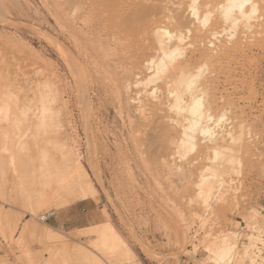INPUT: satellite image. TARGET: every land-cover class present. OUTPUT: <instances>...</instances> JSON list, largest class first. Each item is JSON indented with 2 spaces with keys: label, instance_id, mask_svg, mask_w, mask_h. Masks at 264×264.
Segmentation results:
<instances>
[{
  "label": "rangeland",
  "instance_id": "374dc122",
  "mask_svg": "<svg viewBox=\"0 0 264 264\" xmlns=\"http://www.w3.org/2000/svg\"><path fill=\"white\" fill-rule=\"evenodd\" d=\"M68 4L0 0V264H215L225 238L236 248L216 264H264V24L228 59L238 73L213 68L226 143L190 149L143 107L131 36L94 39L101 16Z\"/></svg>",
  "mask_w": 264,
  "mask_h": 264
},
{
  "label": "bare ground",
  "instance_id": "6f19581e",
  "mask_svg": "<svg viewBox=\"0 0 264 264\" xmlns=\"http://www.w3.org/2000/svg\"><path fill=\"white\" fill-rule=\"evenodd\" d=\"M66 1L69 3L67 8L69 11L68 13L73 20L75 18H81L85 15L84 13H86L87 10H92V12L97 11L98 13L95 12L97 16H101V19L99 18L101 23L95 25V27L99 25L97 28L94 27L95 33H97L95 37L97 38H90L98 39V34L100 35L102 32L103 37H110L109 31H111V33H113V31H125L131 36L129 39L134 45H138L137 48L140 51V55L136 56L132 68L130 67V70H125V72H129V76L133 78L130 79H132L134 83L140 87V91L144 93L146 99L143 102V107L149 106V109L151 108L154 114L158 116L162 113L161 115L163 116L161 117L163 118H165L164 115L168 113L169 115L166 116L168 118H165L168 120L165 124L163 123V118L161 119L160 117V119L163 120V125L170 130L171 135H169L171 138L173 137L172 141L175 142L176 145L178 144L179 147L188 146L190 149H194L200 144V141H205V138L209 134H212L211 125L214 123L213 121H215V116L213 115L214 113L212 114V111L219 105V99H216L217 96H212V93H214L218 87V85L215 87L218 79L216 76H218L220 72L218 68L222 69L227 62L228 65L232 64L229 62L231 56H235V54L238 55V53H243L244 51L246 39L244 34H246V36L247 34L251 36L249 32H252L258 27L260 28L261 25L263 26L264 24V20L262 19L264 13V0ZM91 1L94 2L91 3ZM95 13L93 14L95 15ZM105 30H108L107 32H109V35L107 34L104 36L106 33ZM253 34L255 35V33ZM258 34H260V32ZM103 37L100 36V38ZM249 44L246 45L247 48ZM246 50L247 49H245V51ZM214 67H218V70L213 69ZM227 69H229L228 71L234 69V71L238 73L235 67L231 69L228 66ZM234 71H232L234 73V78L231 77L230 81L231 79L236 81L234 80L237 78L234 76L236 74ZM225 75L226 76H224L223 73L222 78L230 77L227 73ZM129 76H127L128 80ZM132 80H129V82H133ZM222 80L225 79L223 78ZM233 84H231V87H233ZM224 87L225 85L222 89H219L220 93L221 90H224ZM59 96H57V98ZM226 98L228 99L227 96ZM140 105L142 104H139V106ZM140 107L143 108L142 106ZM168 133L169 132H167V134ZM164 135H166V133ZM227 135V133H217L215 137L211 135V139L212 141H218L220 139L224 141ZM204 143L206 144V142ZM199 151L201 152V150ZM202 163L205 164V162ZM85 182L82 181L80 183V194L83 197H89L90 193L93 192V187L87 185ZM40 218L42 219L44 216L41 215ZM110 229L109 232L104 231V233H102L105 236L104 238L109 237L111 241L118 242L126 253L130 251L127 243L121 238L118 231L113 226ZM256 240L257 239H255V241ZM235 245L236 243L232 244L225 238L218 248L211 249L209 253L214 256V263H220V261L222 263L225 257L230 255L229 253L232 249L236 248ZM249 254H246L245 257H249Z\"/></svg>",
  "mask_w": 264,
  "mask_h": 264
},
{
  "label": "built area",
  "instance_id": "2783aa9c",
  "mask_svg": "<svg viewBox=\"0 0 264 264\" xmlns=\"http://www.w3.org/2000/svg\"><path fill=\"white\" fill-rule=\"evenodd\" d=\"M43 216H44V218H42L41 220L46 222L47 220H49V218L51 216H53V213L52 212H48V213L44 214Z\"/></svg>",
  "mask_w": 264,
  "mask_h": 264
}]
</instances>
